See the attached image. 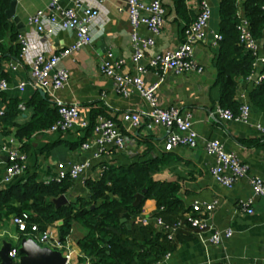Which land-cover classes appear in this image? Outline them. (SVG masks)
<instances>
[{"label":"crops","instance_id":"0c3cea01","mask_svg":"<svg viewBox=\"0 0 264 264\" xmlns=\"http://www.w3.org/2000/svg\"><path fill=\"white\" fill-rule=\"evenodd\" d=\"M93 5H101L107 19L99 25H93V35L90 44L64 56L58 63L68 69L69 75L62 87L56 88L48 81L46 88H42L43 95H47L51 102H77L82 117L89 120L92 108H103L104 113L113 117L125 110H142L149 112L151 104L136 90L128 95H122L112 87V79L99 70L100 57L110 49L114 57L124 58L119 67L123 73L134 75L137 73L132 54L135 43L130 35V21L127 13L126 0H84ZM50 0H16L14 13L17 20L9 19L19 34L29 39L28 55L38 50L51 53L65 47L75 40L72 29H56L53 34H46L36 30V23L29 17L37 10H44L49 15ZM212 8L217 0H211ZM63 5L71 4L70 0H63ZM166 21L160 34L154 36V43L144 48L146 54L156 53L165 49L174 48L183 39L186 22L176 14L172 0H164ZM191 19L198 9L197 0H187ZM213 14V11H212ZM218 14V12H217ZM212 18V15H211ZM185 25V26H184ZM211 19L207 37L195 45L196 60L203 66L201 71L175 72L174 70H156L150 68L143 73L146 83L159 81L156 91L157 103L160 106L174 105L182 111L191 113L192 127L199 137L206 139L216 138L223 142L224 148L234 151L242 161L248 165L250 174L264 177V134H261L255 125L238 119H224L214 112L219 103L221 86L218 80L217 67L214 64L213 54L217 42L213 44L212 33L217 31ZM138 32L144 36L153 35L145 24H140ZM6 44V57L0 59V75L6 77L8 87L0 91V105L5 106L14 97L24 104L15 115L14 121L23 122L33 111L32 106L26 105L36 88L29 82L28 64L20 62L15 55V43L6 34L2 39ZM140 45V44H138ZM9 62L16 64L15 68ZM20 80H26L23 88L18 87ZM253 79H238L236 97L240 101L246 98L250 105V119L264 125V110L250 102L249 92L254 85ZM149 118L143 115V122L129 133L130 139L126 148L114 149L102 153L101 157H93L92 153L98 146L90 150L80 148L71 149L66 140H72L81 133L84 126L75 124L65 131L36 132L30 138V148L26 155V166L35 171L38 178L48 180L56 178L60 170L67 171L73 160L88 159L91 167L86 171L89 174H98L101 170L98 162L106 160L111 163L122 164L133 159H142L160 155L162 152L171 153L172 159L153 176L161 180H178L181 184L180 193L184 201L181 215L190 206L194 199L211 200L217 198L212 221L219 228L228 227L232 234L224 238L222 243L215 244L208 239L209 230L196 232L193 228H180L170 239L173 244L158 259L149 264H264V196L254 194L251 190L249 177L241 176L231 186L218 183L211 172L215 163L213 154L206 152L202 144L195 147L177 145L165 150L163 143L167 128L160 124L148 125ZM15 125L7 124L6 130L0 127V177L7 162L8 148L20 149L21 140L15 135ZM9 130V131H8ZM92 135V134H91ZM90 135V136H91ZM88 136L87 138H89ZM198 137V138H199ZM86 138V139H87ZM85 139V140H86ZM6 149L2 150L1 146ZM150 148V149H148ZM83 158V159H82ZM62 164L61 166L59 164ZM92 165H95L93 168ZM76 190L78 192H76ZM76 193H88L84 181L76 180L73 189L69 190L68 198L75 197ZM252 198V211L240 207V202ZM157 210L153 198L144 201L142 210L137 216L138 222L152 221ZM146 217V221H142ZM59 230V228H58ZM74 253L70 264H86L79 257L83 255L75 244V237L81 235L84 228L79 224L71 229ZM30 235V234H29ZM28 236V235H25ZM31 236V235H30ZM20 234L15 224L10 220L0 224V247L6 241L11 246L19 242ZM73 258V259H72Z\"/></svg>","mask_w":264,"mask_h":264},{"label":"built area","instance_id":"2783aa9c","mask_svg":"<svg viewBox=\"0 0 264 264\" xmlns=\"http://www.w3.org/2000/svg\"><path fill=\"white\" fill-rule=\"evenodd\" d=\"M71 4L63 5V0H50L49 15L44 10H37L29 17L31 22L36 23V30L46 34H53L56 29H72L75 33V40L57 51L45 53L38 50L32 55H28L29 39L24 34H19L22 44L20 57L28 64L30 81L35 87L46 88L48 81L56 88L62 87L68 78V69L58 65L59 61L70 55L77 49L90 44L93 35V25L98 22L101 25L107 16L101 5H93L84 0H70ZM127 13L130 21V35L135 43L132 54L137 73L129 75L119 70L124 62L122 57H114L112 50L108 49L98 62L99 70L112 79V87L122 95H128L133 90L138 91L152 106L149 112L142 110H125L118 117L107 114H98L93 126L92 135L81 143V148L90 150L93 146L98 148L92 153L93 157H100L102 153L110 149L126 148L130 139L129 133L133 134L134 129L143 122V115L149 118L148 125L160 124L167 128L163 147L170 150L177 145L195 147L202 144L207 153L213 154L215 163L211 166L214 179L224 186L231 187L241 176H248L251 190L254 194L264 196V177L257 174H250L248 165L241 160L234 151L224 148L223 142L216 138L206 139L199 137L192 127L191 113L182 111L178 106H160L157 103V88L159 81L146 83L143 78L150 68L156 70H174L175 72H189L191 70L201 71L203 66L199 64L195 57V45L205 39L209 32V21L211 18L210 0H197L198 9L195 17L187 24L183 39L174 48L165 49L156 53L146 54L144 48L154 43V36L162 32L166 21V8L164 0H126ZM264 10V4L262 5ZM239 21L237 29L239 31V41L254 56L253 67L256 68L247 76L254 82L264 79V48L263 41L255 37L249 27V20L242 9L237 10ZM140 24H145L153 35L144 36L138 32ZM212 33L213 44L221 38L218 32ZM140 44V45H138ZM2 51L0 50V55ZM12 68L16 64L9 62ZM259 68V69H258ZM256 74V76H255ZM25 80L18 82V87L23 88ZM8 87L6 77L0 75V91ZM59 117L53 122L48 131H65L75 124L86 126L89 120L81 116L80 107L77 102H58ZM21 106H23L21 104ZM5 109L0 106V116ZM215 114L220 118L238 119L246 123L255 125L256 129L264 134V125L258 121L250 119V105L246 98L240 100L238 112H233L229 107L216 104ZM199 137V138H198ZM6 149L5 145L1 146ZM264 157V150H263ZM7 162L4 172L1 175L0 183L11 181L16 175L22 173L26 168V155L20 149L8 148ZM2 160L0 159V165ZM91 162L88 159L73 160L69 163L67 171L75 180H82L87 177L86 171ZM62 165L61 163L59 164ZM65 171L60 170L56 179H60ZM217 198L211 200L194 199L187 210L179 215L174 221H166L162 215H154L157 225L168 236L172 238L175 232L183 227L190 226L196 232L209 230L208 239L215 244L222 243L224 238L230 236V228H219L212 221L214 209L217 206ZM252 198L240 202V207L247 211H252L250 203ZM159 209H162L160 207ZM27 214L21 216L13 215L11 221L18 231H23L27 227ZM143 222L146 217L141 218ZM29 234L42 245H47L53 249L61 251L65 256V263L70 264L74 253V245L71 233H67L63 238L59 234L55 224H49L43 231H38L36 223L30 225ZM20 239V238H19ZM8 255L13 261H17L20 255L18 243L12 245L8 250ZM86 264H89L86 257ZM152 264H157L154 262Z\"/></svg>","mask_w":264,"mask_h":264},{"label":"trees","instance_id":"16d2710c","mask_svg":"<svg viewBox=\"0 0 264 264\" xmlns=\"http://www.w3.org/2000/svg\"><path fill=\"white\" fill-rule=\"evenodd\" d=\"M172 1L174 11L187 25L193 19L187 0ZM9 2L10 0H0V59L7 56L6 44L2 39L8 34L11 41L17 39L15 55L20 62L25 63L20 57L22 44L17 37L18 31L14 29L5 13ZM263 4L264 0H217V31L221 38L217 40L213 60L221 86L218 101L220 105L229 107L235 113L238 112L240 104L236 97L237 81L247 79L256 69L253 67L254 56L239 41L237 10L242 9L245 12L252 34L263 41L264 48ZM211 9L212 15V3ZM261 71H264V67ZM29 82L31 83L30 79ZM35 88L30 99L25 102L33 108L28 119L23 122L14 121L20 107H24L16 97L12 98L5 108L2 106L5 112L0 116V127L3 125L4 130L7 124L15 125L13 131L21 140L20 150L24 152L30 148L31 136L36 132H53L47 128L59 117V105L51 102L47 95H43L40 91L42 88ZM249 99L253 105L264 110V79L255 81L249 92ZM101 113L105 114L103 108L91 109L89 123L81 129L80 135L70 141L66 140L69 148H81V143L92 134L96 116ZM172 157L171 153L162 152L160 155L133 159L122 164L102 159L98 162L99 167L101 166L100 172L89 174L84 179L88 193H76L75 197L68 198L67 203L58 206L52 198L62 193L67 196L76 180L68 171H65L60 179L43 180L26 166L25 170L11 181L0 183V224L10 220L13 215L21 216L26 213L28 225L26 229L19 231L20 237L29 235L32 223L37 224L38 231L56 223L61 238L71 233L70 229L74 225L79 224L84 231L75 237V244L83 253L79 257L82 262L85 263L88 257L89 264H149L171 248L173 242L168 232L155 226L152 221L138 222L137 216L145 199L155 200L157 210L154 215L160 214L166 221H174L182 208L184 209L180 182L173 179H156L153 176ZM139 192L142 197L135 202ZM160 207L162 209H159Z\"/></svg>","mask_w":264,"mask_h":264},{"label":"water","instance_id":"95a60500","mask_svg":"<svg viewBox=\"0 0 264 264\" xmlns=\"http://www.w3.org/2000/svg\"><path fill=\"white\" fill-rule=\"evenodd\" d=\"M16 0H10L8 7L5 9L7 17L12 18L14 21L18 17L14 13ZM256 76V74H255ZM44 94L43 90H40ZM83 159V158H82ZM142 193H137L135 202L139 201ZM53 202L58 206L69 201L66 194L62 193L52 198ZM61 220H59L60 222ZM11 247V242L6 241L0 247V264H64L65 256L61 251L53 249L47 245H42L36 241L32 236L20 237L18 242V251L20 255L17 261H13L8 255V250Z\"/></svg>","mask_w":264,"mask_h":264},{"label":"rangeland","instance_id":"374dc122","mask_svg":"<svg viewBox=\"0 0 264 264\" xmlns=\"http://www.w3.org/2000/svg\"><path fill=\"white\" fill-rule=\"evenodd\" d=\"M213 6H214V8H213V14H212L211 21H212L213 25L216 26V24H217V18H218V14H217V10H216V3H214Z\"/></svg>","mask_w":264,"mask_h":264}]
</instances>
